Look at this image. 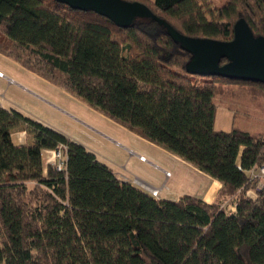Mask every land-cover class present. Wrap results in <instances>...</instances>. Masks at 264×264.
Wrapping results in <instances>:
<instances>
[{
  "label": "trees",
  "instance_id": "trees-1",
  "mask_svg": "<svg viewBox=\"0 0 264 264\" xmlns=\"http://www.w3.org/2000/svg\"><path fill=\"white\" fill-rule=\"evenodd\" d=\"M124 1L187 37L230 42L241 19L264 37V0ZM0 54L223 185L213 204L153 198L82 144L0 107V264H264V186L250 173L264 138L215 128L227 87L263 84L188 74L191 55L157 22L118 28L55 0H0ZM20 128L37 141L16 145ZM60 146L64 170L45 167Z\"/></svg>",
  "mask_w": 264,
  "mask_h": 264
},
{
  "label": "rangeland",
  "instance_id": "rangeland-1",
  "mask_svg": "<svg viewBox=\"0 0 264 264\" xmlns=\"http://www.w3.org/2000/svg\"><path fill=\"white\" fill-rule=\"evenodd\" d=\"M225 1L215 0V3L217 6H223ZM0 71L7 77L0 79L2 82L0 86L8 87L13 109L82 144L94 153L100 162L117 173L122 174L124 171L125 182H132L144 192L149 186L161 189L156 199L177 201L184 196H202L208 179L203 172H197L198 169L193 165L164 148L150 145L146 140L142 141L143 139L128 129H123L118 123L75 96L28 72L1 54ZM226 90L225 95L231 97L219 96L216 99L218 105L216 130L231 131L238 127L262 134L264 138V92L243 86H232V89L227 87ZM9 135L15 141L14 132ZM28 142L26 141L27 144ZM129 150L136 155H131ZM138 155L145 156L148 162H141ZM49 157L50 155H45V164H48ZM165 172H169L171 176L167 178ZM136 180L146 185H140L135 182ZM261 186L263 183L259 184V187ZM249 196L255 198L256 193L252 191ZM224 207L227 213H230L228 205Z\"/></svg>",
  "mask_w": 264,
  "mask_h": 264
},
{
  "label": "water",
  "instance_id": "water-1",
  "mask_svg": "<svg viewBox=\"0 0 264 264\" xmlns=\"http://www.w3.org/2000/svg\"><path fill=\"white\" fill-rule=\"evenodd\" d=\"M73 10L94 12L118 28L128 29L140 20H153L167 29L170 37L191 55L188 74L201 77L251 82L264 85V37L255 36L241 19L234 26V39L222 42L182 35L158 18L144 4L124 0H55ZM226 61L225 64H222Z\"/></svg>",
  "mask_w": 264,
  "mask_h": 264
},
{
  "label": "crops",
  "instance_id": "crops-1",
  "mask_svg": "<svg viewBox=\"0 0 264 264\" xmlns=\"http://www.w3.org/2000/svg\"><path fill=\"white\" fill-rule=\"evenodd\" d=\"M3 56V55H2ZM4 57V56H3ZM6 58V57H5ZM8 59V58H7ZM10 60V59H9ZM14 62V61H13ZM23 68V67H22ZM1 72V71H0ZM6 76V75H5ZM1 79V78H0ZM6 79H7V77H6ZM8 81V80H7ZM3 83H5V82H3ZM9 83V82H8ZM2 84V82L0 81V85ZM10 85V84H9ZM7 86H3L2 88H1V86H0V107L1 108H4V109H7V110H10V109H13V107H12V103H11V101H10V97H9V95H8V90H7ZM121 126V125H120ZM121 127H123V126H121ZM123 129H125V127H123ZM126 130V129H125ZM247 131V130H246ZM12 132H14V136H15V141L18 143V144H16V142L14 141V139H13V142L16 144V145H32V144H34L37 140H36V138L34 137V136H32V135H30V134H27V132H26V130L24 129V128H20V129H18V130H14V131H12ZM250 132V131H249ZM134 134V133H133ZM136 135V134H135ZM137 137L138 138H140L141 140H142V138L141 137H139L138 135H137ZM14 138V137H13ZM28 142V140H29V144H27L26 143V141ZM142 141H145L144 139L142 140ZM147 141V140H146ZM148 143L150 144V145H154L155 147H157L155 144H153V143H151V142H149L148 141ZM160 147V146H159ZM162 148V147H161ZM44 165H45V167H47L48 165L47 164H45L44 163ZM111 168V167H110ZM112 169V168H111ZM113 170V169H112ZM114 171V170H113ZM197 172L199 171V170H196ZM114 173L122 180L124 177H126V173L123 171V173L121 174V173H117L116 171H114ZM199 174H200V172H199ZM203 175H205V176H207L206 178L208 179V184L206 185V187H205V190H203L204 192L202 193V196L201 197H195V198H198V199H200V200H202V201H204L205 203H207V204H213L214 202H215V200H216V198H217V196H218V194H219V192L222 190V188H223V185L219 182V181H217V180H215V179H213V178H211L210 176H208V175H206V174H203ZM128 178V177H127ZM123 181H124V179H123ZM130 184H132L133 186H135L136 188H138V189H141L140 187H138V186H136L135 184H133L132 182H130ZM193 197V196H192ZM182 198V197H181ZM180 199V198H179ZM179 199H177V201L179 200ZM159 200H166V199H162V198H160ZM224 205H228V207H229V210H230V213H232V212H235L236 211V207L234 206V204L233 203H231L230 201L229 202H226L225 204H223V208L226 210V208L224 207ZM226 212H227V210H226Z\"/></svg>",
  "mask_w": 264,
  "mask_h": 264
},
{
  "label": "built area",
  "instance_id": "built-area-1",
  "mask_svg": "<svg viewBox=\"0 0 264 264\" xmlns=\"http://www.w3.org/2000/svg\"><path fill=\"white\" fill-rule=\"evenodd\" d=\"M0 78H6L5 74L0 72ZM10 82L13 83L12 80H10ZM65 151H66V148L64 146H60L56 150L45 151L43 153V158L45 157L46 154L50 155V157L47 159V163H48L47 165L48 166L53 165L56 167V169L58 171H63L65 168L66 160H67L66 155H65ZM129 153L133 156L136 155L134 152H132L130 150H129ZM138 158L141 162H144V163L148 162L147 158L143 155H138ZM250 173H251V178L259 180V184L263 183V186H264V162L261 166L251 170ZM165 174H166L167 178H169L171 176V174L169 172H165ZM135 182L139 183L140 185H146L139 180H136ZM160 190L161 189H155V188H152L149 186L148 188H146V193H148L153 198H156L160 194V192H159ZM250 192H252V191H250ZM250 192H248V194H247L248 196H249Z\"/></svg>",
  "mask_w": 264,
  "mask_h": 264
}]
</instances>
